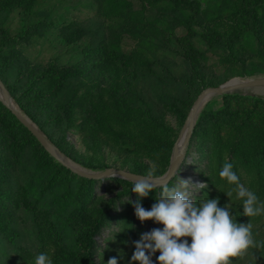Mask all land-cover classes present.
Returning a JSON list of instances; mask_svg holds the SVG:
<instances>
[{
    "label": "trees",
    "instance_id": "16d2710c",
    "mask_svg": "<svg viewBox=\"0 0 264 264\" xmlns=\"http://www.w3.org/2000/svg\"><path fill=\"white\" fill-rule=\"evenodd\" d=\"M112 1L114 5L121 4L120 1L128 4L123 0ZM164 1L169 0H153V3ZM170 1L178 7V11L174 10L178 16L169 18L168 22L186 27L184 36L188 44L182 54L189 60L191 69L184 84L188 89L199 82L198 65L205 58L193 45L194 38H200L209 47L223 45L229 51L228 58L236 61L239 58L235 54V38L248 32L256 41L255 56L264 63V0H218L209 4L208 10L201 8L202 2L211 0ZM35 2L0 0V12L13 8L29 11ZM185 8L190 11L188 16L182 13ZM194 25L199 26L200 32L193 29ZM28 39L27 29L11 35L8 29L0 26V79L20 110L61 153L83 166L106 169L108 164L103 155L109 149L123 156L122 167L132 173L148 175L154 168L153 175L159 177L166 172L175 132L152 112L131 76L117 80V84L111 80L108 86L94 88L85 79L89 75L88 68L84 69L81 61L63 68L54 62L44 68L35 67L16 49ZM91 55L92 60L98 58L103 70L110 64L121 63L124 67H141L143 77L151 76L150 65L144 73V64L148 63L134 54H120L99 43L87 57ZM259 66L262 65L250 62L247 73L255 74ZM10 67L16 69L17 79L13 83H8L4 77ZM74 80H79V85L64 96L69 81ZM120 83L121 88L118 87ZM58 97L61 98L59 102ZM221 97L220 107L204 108L199 113L178 172L182 167H190L207 186L196 187L193 198L199 200L208 196L209 199L218 198L220 207L229 204L238 223L251 222L254 238L259 243L264 241V214L244 216L242 201L236 199L235 194L230 198L225 194L232 186L220 178L219 171L225 161H230L240 182L264 202V99L240 93ZM69 128L90 136V149L99 154L98 159L79 155L74 150L65 135ZM24 156H30L32 170L23 190L19 184L14 190L15 182L11 177L18 172L17 164L22 163ZM179 178L176 174L168 186H174ZM133 185V181L124 178L93 179L74 173L51 156L0 100V239L10 240L14 236L13 206L28 193L33 205L39 204L43 210L41 224L37 223L38 234L42 237V230H51L58 241L67 243L57 264H103L99 255L107 251L98 239L105 231L112 232L114 239L107 236L106 241H114L113 251L121 245L119 254L131 264L132 250H135L133 242L139 240L140 229L146 223H150L152 229L163 227L151 220L141 223L137 219ZM111 188H115L113 194L99 197ZM160 191L157 187L141 199V206L150 210ZM113 224H118L120 229H111ZM158 256L159 252L153 257ZM233 259L234 264H264V247L249 249L243 258Z\"/></svg>",
    "mask_w": 264,
    "mask_h": 264
},
{
    "label": "rangeland",
    "instance_id": "374dc122",
    "mask_svg": "<svg viewBox=\"0 0 264 264\" xmlns=\"http://www.w3.org/2000/svg\"><path fill=\"white\" fill-rule=\"evenodd\" d=\"M123 1L128 4H122L120 1L121 4L118 2L114 5L112 0H36L29 11L13 8L6 12H0V26L8 29L11 35H17L23 29L28 30V41L18 44L16 49L35 67L44 68L54 62L58 67L63 68L81 61L84 63V69L88 68L89 75L85 79L88 85L94 88L102 85L108 86L111 80L117 84V80L119 82L123 77L131 76L137 88L140 89V92L142 91L143 100L151 107L152 112L162 123L174 130L175 141L187 114L203 90L233 80L246 81L264 77V63L255 56L256 41L248 32L240 34L237 39L235 38V54L239 58L236 61L228 58L229 51L223 45L209 47L200 38H194L192 39L193 45L203 53L205 58L198 65L201 76L199 82L196 86L188 89L184 84L191 69L189 60L182 54L188 44V39L184 36L186 27L182 24L174 25L168 22L169 18L178 16L175 12L178 11V7L173 6V1L170 0L158 4L153 3V0ZM217 1H203L201 8L208 10L210 9L209 4ZM189 12L188 8H185L182 13L188 16ZM192 27L195 31L200 32L199 26ZM99 43L105 44L108 49H115L120 54H134L141 61L148 63L144 64L146 69L143 70L144 73L147 71L146 66L150 65L151 76L143 77L141 67H124L121 63L110 64L107 70H103L99 65L98 58L92 60V55L87 57L88 53ZM252 61L260 63L262 66H259V70L251 75L247 71ZM159 75L160 78H158ZM4 77L8 83L16 82V69L10 67L6 70ZM78 85L79 80L69 81L63 95L66 96L71 89ZM118 87L121 88V83ZM233 93L253 95L264 99V85L227 94ZM79 94L80 92H78ZM9 97L13 108L21 112L50 141L39 127L20 110L14 99L10 95ZM59 99L61 98H57L58 102ZM137 103L139 102L137 101ZM221 104V95L209 96L198 112L195 122L204 108H218ZM65 135L79 155H86L93 159L99 158V154L90 149L89 135L78 133L73 128L67 129ZM53 146L55 147L54 144ZM186 150L187 147L185 152ZM61 154H59L61 160H66L83 171L99 173L104 170L101 167L93 169L83 166L63 153ZM103 157L108 167L128 170L126 167H122L123 156L117 152L106 149ZM22 160V163L17 164L18 172H15L11 177L15 182L14 190L18 184L23 190L25 180L32 170L30 156H24ZM187 161H190V158ZM92 162L96 165L94 160ZM23 164H25L24 167ZM177 175L181 179L189 180L193 185L202 184L190 167H182ZM114 190L115 188H111L99 197L107 198L114 193ZM192 191H196L195 186ZM99 193H102L101 189H99ZM40 207L39 204L33 205V200L30 199L28 193L13 206L12 224L16 231L10 240L0 239V264H34L35 257L42 252L49 256L52 264L61 261L62 251L66 249L67 243L58 241L51 234V230H42V237L38 234L37 223L41 224L43 215V210ZM111 229L118 231L120 227L118 224H113ZM150 230H152V225L146 223L140 229L138 236L140 237L142 233ZM111 234L112 232L109 234V231H105L103 236L98 239V243L104 246V250L107 251L104 253L106 257H103L104 254L100 252L99 257L102 263L107 264L110 258L115 257L118 264H129L126 262V258L119 254L122 246L118 245L115 252L113 251L114 241H106L107 236L111 238ZM129 251L127 250V252ZM132 251L134 252V250ZM152 259L153 264H156V258Z\"/></svg>",
    "mask_w": 264,
    "mask_h": 264
},
{
    "label": "clouds",
    "instance_id": "9594fccd",
    "mask_svg": "<svg viewBox=\"0 0 264 264\" xmlns=\"http://www.w3.org/2000/svg\"><path fill=\"white\" fill-rule=\"evenodd\" d=\"M154 171L153 168L148 175L135 179L131 191L137 201L133 207L141 223L151 220L163 227L144 232L133 242L131 264H153L152 257L157 252V264H234L233 258H243L249 249L264 247V241L255 240L251 222L238 223L229 204L220 207L218 198H193V187L206 185L196 186L181 178L172 187L167 182L154 183L165 181L155 177ZM219 176L232 186L224 192L227 197L235 194L242 201L244 216L264 214V202L240 182L230 161L223 163ZM157 187L161 189L159 196L150 210L145 209L140 200ZM34 264H52V261L42 252L35 257ZM107 264H118V260L110 258Z\"/></svg>",
    "mask_w": 264,
    "mask_h": 264
},
{
    "label": "water",
    "instance_id": "95a60500",
    "mask_svg": "<svg viewBox=\"0 0 264 264\" xmlns=\"http://www.w3.org/2000/svg\"><path fill=\"white\" fill-rule=\"evenodd\" d=\"M264 85V77L259 78H252L246 81H241L237 84H229V82L221 84L219 86L210 87L205 90H203L197 97L194 105L191 107L189 113L187 114V117L177 135L176 141L172 148V154L170 158L169 166L166 170V172L157 178H163L165 181L162 182H154V183H166L167 184L175 177V175L178 172L179 166L183 160L185 149L189 143L194 125H195V115L197 108L199 107L200 103L208 98L209 96L216 94V95H222L231 93L237 90L246 89L250 87L255 86H262ZM0 100L3 102V104L15 115V117L18 119V121L23 124L31 133L32 135L37 139V141L40 143V145L53 157H55L58 161H60L63 165L70 168L74 173L84 176L87 178H93V179H102L108 176H116L119 178H124L130 181L135 182V179H140L146 175H139L132 173L125 169H119L114 167H108L104 169L103 171L99 173H89L86 171H83L79 168L72 167L69 164H67L65 161L61 160L56 152L61 154L54 146L53 144L17 109L13 108L10 104V97L9 94L3 85V83L0 80ZM182 140L180 147H178L179 141ZM62 155V154H61Z\"/></svg>",
    "mask_w": 264,
    "mask_h": 264
},
{
    "label": "bare ground",
    "instance_id": "6f19581e",
    "mask_svg": "<svg viewBox=\"0 0 264 264\" xmlns=\"http://www.w3.org/2000/svg\"><path fill=\"white\" fill-rule=\"evenodd\" d=\"M239 82H241V81H239V80H233V81L229 82V84L233 85V84H237V83H239ZM206 100H207V98L204 99V100L200 103L199 107L197 108L195 118H196L198 112L200 111V109L202 108V106L204 105V103H205ZM11 106L14 107L12 104H11ZM182 140H183V138L179 141V143H178V147H180ZM56 154H57V156L59 157L58 152H56ZM60 158H61V157H60ZM61 159H62V158H61ZM65 161H66V160H65ZM66 162H67V161H66ZM67 163H69V162H67ZM69 164H70L71 166H73V167H76V166H74V165L71 164V163H69Z\"/></svg>",
    "mask_w": 264,
    "mask_h": 264
}]
</instances>
